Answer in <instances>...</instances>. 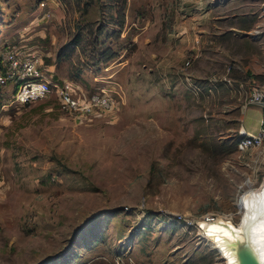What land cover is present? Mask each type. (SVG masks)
Returning <instances> with one entry per match:
<instances>
[{"label": "rangeland", "instance_id": "374dc122", "mask_svg": "<svg viewBox=\"0 0 264 264\" xmlns=\"http://www.w3.org/2000/svg\"><path fill=\"white\" fill-rule=\"evenodd\" d=\"M219 4L222 32L200 33L187 64L188 41L166 32ZM258 19L264 0H0V72L15 47L56 91L74 79L119 99L86 121L56 91L23 104L0 82V264H227L200 222L239 226L241 196L264 186V146L236 145L237 86L264 85Z\"/></svg>", "mask_w": 264, "mask_h": 264}, {"label": "built area", "instance_id": "2783aa9c", "mask_svg": "<svg viewBox=\"0 0 264 264\" xmlns=\"http://www.w3.org/2000/svg\"><path fill=\"white\" fill-rule=\"evenodd\" d=\"M194 56H188L189 64ZM5 72H0V82L7 79L17 84L13 99L18 103H29L49 98L56 90V84L51 78L43 74L39 65V56L27 54L18 48H7L4 52ZM228 69L231 65H228ZM95 90H88L82 83L74 79H67L56 88V94L63 110L82 120H94L106 114L116 112L119 107L118 97L109 88L96 86ZM248 102L258 103L263 108L260 126L256 131L239 128L237 148L241 155L249 150L264 146V85L251 83L247 97Z\"/></svg>", "mask_w": 264, "mask_h": 264}, {"label": "crops", "instance_id": "0c3cea01", "mask_svg": "<svg viewBox=\"0 0 264 264\" xmlns=\"http://www.w3.org/2000/svg\"><path fill=\"white\" fill-rule=\"evenodd\" d=\"M200 5L201 4H197V6H200ZM220 8H221L220 4L215 5L213 7L209 6L208 8L209 10L205 14L206 16H202L200 18L198 17V15H200L201 13L192 14V16H188L187 19H185V22H181L180 24L176 22V24L178 25V29H174L172 27V31L169 30L166 32V34H168L170 38L175 37V38H180L182 40L188 41L187 47L190 52L187 54V56L188 55L189 56L193 55L194 57L201 56L204 53V49L202 46L203 39L201 38L200 33H220L222 32V30L221 31H219V29L211 30L210 24L214 27H219V28L222 26V28L220 29H223V25L226 24L225 18H223L222 16H217L213 14L214 11L216 12V10L214 9L220 10ZM202 15H204V13ZM211 18H214L215 20L211 21ZM181 25H185V27L180 28ZM228 28L234 29V32L237 34L239 31L243 30V28H239L235 23H232L230 26H228ZM238 28L239 30L237 32L236 30ZM249 29L251 33L250 36L253 37V39H256L258 41L260 38L259 36L260 33L263 34L264 36V21L261 19L254 21V23L251 25ZM217 43H220V41ZM227 65L224 66L223 72H226L225 69L229 70L227 69ZM230 65L234 67L233 63H230ZM226 79L231 82L233 78L229 76ZM238 85L240 87L237 86V90L235 94L238 99V104L240 105V114L238 116L239 120H238V125L236 128L237 129L236 138H238L239 128L241 126H244L247 130H250V131L258 130L260 126V120L263 114V108L260 104L250 103L247 100V97L250 91V83L244 85L243 82L241 81ZM250 114L255 115L257 119L255 122L253 121L252 116ZM236 145H237V140H236ZM249 218L252 220L255 230L257 231L255 234L257 235L259 241L263 243V246H264V191H263V197L261 200V207L252 211ZM260 247H262V245H260ZM262 249L264 250V247H262Z\"/></svg>", "mask_w": 264, "mask_h": 264}, {"label": "bare ground", "instance_id": "6f19581e", "mask_svg": "<svg viewBox=\"0 0 264 264\" xmlns=\"http://www.w3.org/2000/svg\"><path fill=\"white\" fill-rule=\"evenodd\" d=\"M264 186L260 190L250 188L240 198V202L245 209L242 224L234 222L231 218L219 215L201 220L200 228L208 235L210 233L219 234V248L223 255L228 259L227 264H239V259L236 253L235 244L238 240L243 238L246 234L254 241L255 247L261 258L264 259V250L257 242L255 234V227L252 220L249 218L252 211L261 207V200L263 197Z\"/></svg>", "mask_w": 264, "mask_h": 264}, {"label": "water", "instance_id": "95a60500", "mask_svg": "<svg viewBox=\"0 0 264 264\" xmlns=\"http://www.w3.org/2000/svg\"><path fill=\"white\" fill-rule=\"evenodd\" d=\"M239 264H264L260 257L254 241L246 234L235 244Z\"/></svg>", "mask_w": 264, "mask_h": 264}, {"label": "trees", "instance_id": "16d2710c", "mask_svg": "<svg viewBox=\"0 0 264 264\" xmlns=\"http://www.w3.org/2000/svg\"><path fill=\"white\" fill-rule=\"evenodd\" d=\"M124 4H125V3L123 2V3H122V7L124 6Z\"/></svg>", "mask_w": 264, "mask_h": 264}]
</instances>
